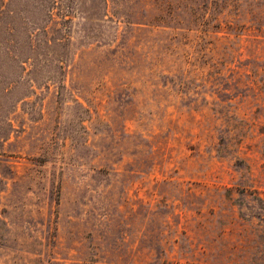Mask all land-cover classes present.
<instances>
[{
	"label": "rangeland",
	"instance_id": "374dc122",
	"mask_svg": "<svg viewBox=\"0 0 264 264\" xmlns=\"http://www.w3.org/2000/svg\"><path fill=\"white\" fill-rule=\"evenodd\" d=\"M0 264H264V0H0Z\"/></svg>",
	"mask_w": 264,
	"mask_h": 264
}]
</instances>
